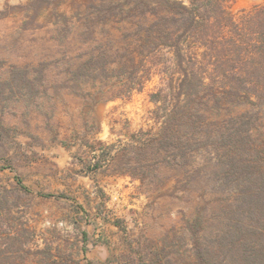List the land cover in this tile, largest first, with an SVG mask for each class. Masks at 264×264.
Masks as SVG:
<instances>
[{
    "label": "rangeland",
    "instance_id": "374dc122",
    "mask_svg": "<svg viewBox=\"0 0 264 264\" xmlns=\"http://www.w3.org/2000/svg\"><path fill=\"white\" fill-rule=\"evenodd\" d=\"M103 2L0 0V189H15L19 177L31 191V226L76 243L75 264H192L189 230L196 220L212 223L216 209L206 175L212 156L203 151L185 168L166 163L147 176L140 169L133 147L161 131L150 100L161 78L124 92L121 67L141 60L125 39L131 24L111 18L89 39L84 33L85 17ZM101 45L108 76L77 77ZM106 153L115 159L93 170L95 155Z\"/></svg>",
    "mask_w": 264,
    "mask_h": 264
},
{
    "label": "trees",
    "instance_id": "16d2710c",
    "mask_svg": "<svg viewBox=\"0 0 264 264\" xmlns=\"http://www.w3.org/2000/svg\"><path fill=\"white\" fill-rule=\"evenodd\" d=\"M232 2L104 0L84 21L86 39L111 18L131 24L125 39L141 60L121 67L128 96L161 78L150 95L161 131L133 147L146 176L166 163L185 168L203 151L212 156L206 175L216 209L212 223L196 220L189 230L192 264H264V0L238 13ZM99 49L77 77L108 76L110 55ZM109 155H95L93 170ZM16 179L15 189H0V264H75L76 243L31 226V191Z\"/></svg>",
    "mask_w": 264,
    "mask_h": 264
}]
</instances>
